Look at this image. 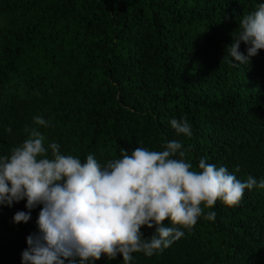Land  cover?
<instances>
[{
    "label": "trees",
    "instance_id": "1",
    "mask_svg": "<svg viewBox=\"0 0 264 264\" xmlns=\"http://www.w3.org/2000/svg\"><path fill=\"white\" fill-rule=\"evenodd\" d=\"M260 3L0 0V155L36 127L46 145L81 160L93 154L103 164L122 148L162 150L179 140L194 166L206 157L229 172L238 166L241 181L264 179V50L247 66L222 59L239 21ZM37 115L50 126L35 125ZM181 117L191 137L171 127ZM24 205L0 206V264H21L25 238L36 231L40 206L27 223L12 222ZM209 210L214 221L202 216L163 252L133 253L132 264H264V189Z\"/></svg>",
    "mask_w": 264,
    "mask_h": 264
},
{
    "label": "clouds",
    "instance_id": "2",
    "mask_svg": "<svg viewBox=\"0 0 264 264\" xmlns=\"http://www.w3.org/2000/svg\"><path fill=\"white\" fill-rule=\"evenodd\" d=\"M238 28L222 58L235 67L249 65L264 50V3L244 15ZM241 42L245 52L239 50ZM33 122L50 126L39 115ZM169 123L178 136H192L186 118ZM24 131L26 138L0 155V206L24 200L28 210L16 211L12 222L27 223L31 210L40 206L21 264H95L118 256L122 264H132L133 253L151 257L163 252L202 216L214 221L215 211L205 210L218 200L236 207L245 190L264 189V179H238V166L229 172L206 157L194 166L187 159L191 147L179 140L166 142L162 150L122 148L119 158L102 164L93 154L83 160L62 154L61 145H46L45 134L36 127ZM143 228L152 231L145 236Z\"/></svg>",
    "mask_w": 264,
    "mask_h": 264
},
{
    "label": "rangeland",
    "instance_id": "3",
    "mask_svg": "<svg viewBox=\"0 0 264 264\" xmlns=\"http://www.w3.org/2000/svg\"><path fill=\"white\" fill-rule=\"evenodd\" d=\"M1 234H2V232H0ZM3 237H5V236H3Z\"/></svg>",
    "mask_w": 264,
    "mask_h": 264
}]
</instances>
